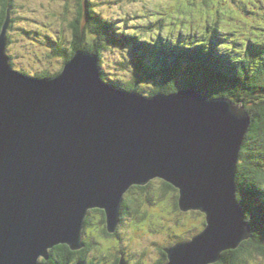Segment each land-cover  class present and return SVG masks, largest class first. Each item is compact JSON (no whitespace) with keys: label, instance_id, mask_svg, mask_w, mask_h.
I'll list each match as a JSON object with an SVG mask.
<instances>
[{"label":"water","instance_id":"1","mask_svg":"<svg viewBox=\"0 0 264 264\" xmlns=\"http://www.w3.org/2000/svg\"><path fill=\"white\" fill-rule=\"evenodd\" d=\"M10 23L9 12L0 34V264H43L61 244L82 249L92 209L116 233L126 193L155 179L179 190L182 211L206 215L204 230L167 247L163 264H215L251 238L236 184L252 123L243 105L195 88L150 98L118 89L88 50L55 77L28 76L11 63Z\"/></svg>","mask_w":264,"mask_h":264},{"label":"trees","instance_id":"2","mask_svg":"<svg viewBox=\"0 0 264 264\" xmlns=\"http://www.w3.org/2000/svg\"><path fill=\"white\" fill-rule=\"evenodd\" d=\"M86 2L87 5L80 2L79 16L72 23L74 43L70 54L66 56V62L77 51L88 50L99 55L102 69L104 50L108 44L118 45L119 38L123 46H129L134 51L129 62L133 66L134 63L137 64L138 72L134 73L130 84L111 83L115 87L126 91H140L149 97L195 88L207 97L229 98L245 107L252 123L241 150L236 183L237 198L252 227V236L239 248L225 251L220 262L215 264H251L257 257L264 258V0H241L240 5L238 0H173L166 9L162 3L157 2L144 13L155 25L159 23V30L156 31L157 28L154 27L149 34H129L126 30H118L112 20L94 13V3L91 0ZM235 3L237 7H234ZM0 6L1 34L14 1L0 0ZM85 8H88L86 13ZM230 18H237L247 24L246 31L241 35L232 31L237 37V46L232 44L230 38L224 39L221 33L222 29H227L223 24ZM168 21L170 28L164 33V26ZM88 35L91 38L89 41L86 40ZM101 72L104 78L105 75L102 70ZM55 75L46 72L39 78ZM157 180L163 179L152 180L147 185H134L129 189L121 208L122 223L132 214V217L140 218L133 219L132 222L137 228L136 223L142 221L139 214L147 216L146 212L149 213V208L140 209L147 202L157 205L153 210L160 216L167 210L166 206L169 209L172 204L175 206L174 221L167 222L169 230L174 226L179 229L186 214L193 212L182 211L179 190L165 180L160 192L152 194V198H139L141 194L150 193ZM173 191L177 192L175 199L170 193ZM90 212L85 225L89 236L93 224L98 223L106 238L119 236L123 239L122 233L119 234L120 228L116 233L107 230L104 210L93 209ZM95 213L102 216L96 220L92 216ZM150 214L153 215L151 212ZM151 215L146 217L148 224ZM143 224L144 220L140 229ZM155 231L160 232L150 229L151 233ZM169 236L174 240L175 233L170 232ZM84 242L85 246L80 250H73L68 244L54 247L50 250V259L43 260V264H75L80 260L87 264H120L123 256L126 259V255L130 257L127 251L121 250V242L111 252H102L99 244L91 239L84 238ZM166 248L167 246L161 248L163 258L155 264L167 262ZM96 250L108 257L97 261L91 259L90 253ZM128 263L130 264V260Z\"/></svg>","mask_w":264,"mask_h":264},{"label":"rangeland","instance_id":"3","mask_svg":"<svg viewBox=\"0 0 264 264\" xmlns=\"http://www.w3.org/2000/svg\"><path fill=\"white\" fill-rule=\"evenodd\" d=\"M13 1L14 6L9 10L11 23L8 29L9 42L7 51L11 57L14 69L32 77H39L46 72L59 74L64 70L68 62H66V56L70 54L72 44L74 43L75 35L72 23L79 16L80 2L87 5L86 0ZM91 1L94 3L93 10L95 14L98 13L104 18L112 20L118 30H126L129 34H134V32L149 34L154 27L157 28L156 31L159 30V23L155 25L144 13L150 10L152 6H155L157 2L162 3L163 8L173 3V0ZM240 1L238 0V4ZM234 7H237L236 3ZM86 10L88 11V8H85V13ZM87 15H89V12H87ZM194 24L196 23L194 22ZM223 25L227 28L223 30L230 33L227 35L230 37L232 44H236L237 42V37L232 34V31H235L237 35H241L247 29V24L237 18L227 19V23ZM169 28L170 22L168 21L167 25L164 26L163 32L167 33ZM90 39L88 35L86 40L89 41ZM118 40V45L112 46L108 44V47L104 50L103 67L101 70L105 77H102V79L107 83H115L117 85L124 82L125 84H130L131 80L134 79V73L138 72L137 64L134 63L133 66L129 62L134 51L129 46H123L121 39L118 38ZM146 79L148 80L149 78ZM143 83L148 85L147 82ZM137 92L142 93L140 91ZM146 97L148 98L149 96ZM163 185V180H157L151 188L150 193L141 194L139 198H144L145 196L152 198L151 195L160 192ZM170 193L175 199L177 192L173 191ZM154 202L156 203L155 199ZM156 206V204L152 205L147 202L140 207L141 210L144 208L150 209L149 213L145 211L147 216L144 213L139 214L141 220H144L141 229L139 227L142 221L138 223L134 222L137 228L132 225L133 219H140L136 216L132 217V214L127 216L123 223L120 221L117 231L120 228L119 234L122 233L123 239H120L119 236L116 238H109L107 236L109 238L107 239L102 234V229L98 223L93 224L90 236L87 234L86 228L84 229V238L91 239L92 242L96 241L99 244V249L103 250L102 252L115 250V248L120 246L121 242L123 243L121 250H125L130 254V257L126 255L127 261L130 260V264H155L163 258L161 248L166 246L171 247L176 242L191 240L206 227V215L193 211L186 214L179 229L173 225L174 228L169 230L167 222L174 221L175 214L173 212L176 209L175 206L172 204L171 209L166 206L167 210L161 216L156 213L157 211L153 210ZM149 215L151 216L148 224L146 217ZM92 216L98 220L102 215L95 213ZM245 220L246 223L250 224L246 217ZM150 229L160 230V232L155 231L151 233ZM170 232L175 233L174 240L173 238H169ZM102 252L99 250L93 251L90 253V258L97 261L108 257L107 254H102ZM251 264H264V258L257 257L254 261H251Z\"/></svg>","mask_w":264,"mask_h":264},{"label":"bare ground","instance_id":"4","mask_svg":"<svg viewBox=\"0 0 264 264\" xmlns=\"http://www.w3.org/2000/svg\"><path fill=\"white\" fill-rule=\"evenodd\" d=\"M230 31H232V30H230ZM221 33L223 34L222 36H223V38L224 39H227V38H230L227 34H230V33H227L226 31H224L223 29H222V31H221ZM231 36H232V34H231ZM99 56V55H98ZM100 58V57H99ZM101 62V61H100ZM100 68H101V66H100ZM62 72V71H61ZM60 72V73H61ZM58 75V74H57ZM57 75H55V76H57ZM55 76H53V77H55ZM115 87V86H114ZM140 94H142V93H140ZM174 94V93H173ZM143 96H145L144 94H142ZM157 95H164V94H157ZM169 95H171V94H169ZM156 96V95H155ZM146 97V96H145ZM148 98H150V97H148ZM236 174H237V171H236ZM93 210V209H92ZM91 213V212H90ZM88 218V217H87ZM107 223V222H106ZM108 230V229H107ZM162 264V263H161Z\"/></svg>","mask_w":264,"mask_h":264},{"label":"clouds","instance_id":"5","mask_svg":"<svg viewBox=\"0 0 264 264\" xmlns=\"http://www.w3.org/2000/svg\"><path fill=\"white\" fill-rule=\"evenodd\" d=\"M71 60V59H70Z\"/></svg>","mask_w":264,"mask_h":264}]
</instances>
